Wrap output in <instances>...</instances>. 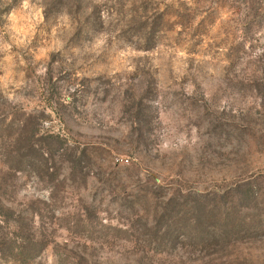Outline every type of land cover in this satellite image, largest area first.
I'll return each mask as SVG.
<instances>
[{
    "label": "rangeland",
    "instance_id": "1",
    "mask_svg": "<svg viewBox=\"0 0 264 264\" xmlns=\"http://www.w3.org/2000/svg\"><path fill=\"white\" fill-rule=\"evenodd\" d=\"M4 235L27 264H264V0H0Z\"/></svg>",
    "mask_w": 264,
    "mask_h": 264
},
{
    "label": "trees",
    "instance_id": "2",
    "mask_svg": "<svg viewBox=\"0 0 264 264\" xmlns=\"http://www.w3.org/2000/svg\"><path fill=\"white\" fill-rule=\"evenodd\" d=\"M18 228H20L19 230L21 231V226H19ZM33 239L31 238V236L25 239L21 237L20 241L16 243V241H14L13 239H9L4 235L0 238V245L4 246V249L0 248V253L2 255L11 253L13 255V258H16V260H18L19 262H23V264H27L28 262L32 261L38 253L42 251V247L38 246V243H40L41 241H36V239ZM6 249H8L9 252H7Z\"/></svg>",
    "mask_w": 264,
    "mask_h": 264
}]
</instances>
